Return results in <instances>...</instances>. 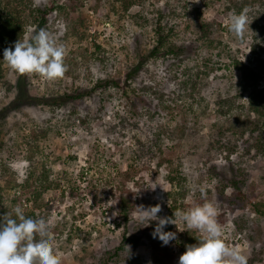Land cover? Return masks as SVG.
I'll return each instance as SVG.
<instances>
[{"label":"rangeland","instance_id":"1","mask_svg":"<svg viewBox=\"0 0 264 264\" xmlns=\"http://www.w3.org/2000/svg\"><path fill=\"white\" fill-rule=\"evenodd\" d=\"M49 4L55 9L43 28L64 44L67 71L57 79L27 74L31 95L122 79L155 43L156 23L186 52L146 56L125 89L97 90L58 108L9 109L0 119V217H13L16 206L25 214L33 210V218L50 223L61 264H97L126 230L117 209L123 196L132 214L128 234L141 240L110 264H177L183 253L178 241L201 234L169 224L164 230L175 232L176 240L163 245L152 236L157 221L142 227L135 207L160 204L157 215L174 218L177 209L210 201L226 245L247 264H264V154L255 146L264 141V122L248 109L252 89L234 67L235 61L260 66L256 90H264V40L256 29L264 25V0H0V9L19 18L24 36L37 23L35 7ZM244 10L250 23L239 40L227 21ZM202 23L209 25L207 39ZM2 69L0 108L15 98L18 79L5 62ZM227 97L241 108L223 114L220 101ZM77 115L86 124L76 123ZM172 169L185 176L187 187L175 211L164 178ZM44 171L46 180L39 178ZM230 179L240 181L237 189Z\"/></svg>","mask_w":264,"mask_h":264},{"label":"clouds","instance_id":"2","mask_svg":"<svg viewBox=\"0 0 264 264\" xmlns=\"http://www.w3.org/2000/svg\"><path fill=\"white\" fill-rule=\"evenodd\" d=\"M249 23L247 10L233 11L228 16L227 27L236 39L242 40ZM65 55L66 48L57 36L44 28H29L12 48L3 51L2 59L12 71L21 75L35 73L45 79H57L67 71ZM135 209L142 227L157 221L152 236L163 245L176 240L175 232L164 230L169 224L176 226L179 222L184 225L179 231L194 229L201 234L196 243L186 245L177 264H247V258L240 251L226 245L213 202L192 203L186 209H177L174 218L159 217L160 204L147 208L141 205ZM13 211L15 218L0 217V264H61L54 251V237L48 220L26 216L20 206Z\"/></svg>","mask_w":264,"mask_h":264},{"label":"trees","instance_id":"3","mask_svg":"<svg viewBox=\"0 0 264 264\" xmlns=\"http://www.w3.org/2000/svg\"><path fill=\"white\" fill-rule=\"evenodd\" d=\"M128 6V5H127ZM127 6H125V9H127ZM55 6L53 4L45 5L44 7H35L36 16L38 18L37 23L34 25V28L40 29L43 28L49 16L54 11ZM209 25L206 23H202L200 25V31L204 35L203 38L207 39ZM258 29V33L260 34V37L262 40H264V25ZM24 33L23 30V24L19 20V18L12 13H9L8 11H3L0 9V80L3 78V51L6 48H11V44L14 43L19 39V37H22ZM154 33H155V43L150 47L148 50V53L146 56L149 57H168L173 56L175 58H180L184 55L186 52V47L184 45H177L173 42H170L168 40V34L165 32V27L159 23H156L154 27ZM250 52L252 55L256 54L255 48L250 47ZM146 56H141L140 61L138 62L135 67H133L131 70L126 71L125 75L122 77V79H105V80H99L91 87L90 89H78L73 92H65L62 94L57 95H50V96H36L31 95L29 93L28 89V81L26 80L27 74H19L18 73V79L16 83L17 93L15 98L12 100L11 104L5 105L0 108V119L7 115V112L11 108H18L23 105H45L49 107H63L69 102L73 101H79L84 100L87 97H90L93 95L94 92L97 90H107L109 87H113L115 89L121 90L125 89V87L128 86L129 81L134 78V76L138 73V70L143 65V60L146 58ZM256 62H261L258 56L254 57ZM252 62L249 63H243L241 61H235L234 67L239 73V76L242 80L243 85L245 88H251L252 90L249 93L248 96V109L250 112L255 113L260 117L264 122V90H256L257 87V80L260 76L259 67L260 66H252ZM257 64V63H256ZM222 103V106L225 108L223 109V114L230 112L232 107L241 108L238 105H235L234 98L227 97L224 100L220 101ZM75 116V115H74ZM74 121L80 125L86 124L87 120L85 117H77L74 118ZM139 143V142H138ZM141 147H145L143 143H141ZM256 148L264 154V141L258 140L256 142ZM162 161H160L159 164H161ZM174 171V172H173ZM40 179L46 180L47 178V172L44 171L39 176ZM165 181L169 184L170 191H166V195L173 198V205H171V210H176V203L179 200H182L187 192V187L185 185L186 178L185 176L179 172L177 169H172V172H167V174L164 176ZM240 183L239 180L230 179L228 184H230L233 188L237 189L238 184ZM227 185H224V187ZM40 188V187H38ZM39 190V189H38ZM35 194H33L34 201H37L38 198V191L35 190ZM240 198H244L245 196L240 193ZM130 201L129 199L120 196L117 200V209H118V215L120 219L123 222L124 227L126 226V230L123 231L121 234V240L117 246H115L112 249H107L103 252L102 256L98 260L99 262L97 264H110V263H117V261L120 259L123 253H126V245L130 244L132 247H137L140 243V237L136 234H128L127 231V225L128 222L131 220V208H129ZM28 217H34L33 210L29 211L25 214ZM15 218V216H13ZM119 224L117 225V227ZM170 231L169 229H167ZM196 239L198 237L190 235L186 233V235L182 238V240H179L180 248L184 252L186 245L194 244L196 243Z\"/></svg>","mask_w":264,"mask_h":264}]
</instances>
